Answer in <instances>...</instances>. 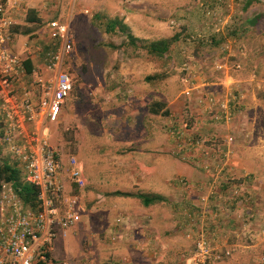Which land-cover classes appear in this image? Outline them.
Returning <instances> with one entry per match:
<instances>
[{"label": "rangeland", "instance_id": "obj_1", "mask_svg": "<svg viewBox=\"0 0 264 264\" xmlns=\"http://www.w3.org/2000/svg\"><path fill=\"white\" fill-rule=\"evenodd\" d=\"M1 1L6 4V14L13 23L9 42L13 45L10 50L16 55H18L15 47L17 37L21 38L34 32L29 38L39 40L51 49L52 42L47 38V34L43 33L46 32V24L51 20H58L70 26L73 48L70 57L64 63V68L70 76L71 90L59 122L56 125L46 123L44 131L50 146L59 150L64 160H68L69 157L77 160L84 180L86 177H93L95 172L112 177L110 174L116 169H124L133 154L132 143L146 140L148 139L146 136L150 134L152 140L160 139L164 141L163 143H167L166 139L168 142L171 141L166 131V118L150 115L148 105L162 102L165 106H169L174 100L181 101L179 95L182 90V75L179 68L188 58L196 57L201 60V72L207 76L206 78L215 77L223 80L228 74L230 78L223 80L224 84L235 83L239 95H243L248 101L252 96L258 98L260 127L253 131L251 125L247 126L249 131L251 130L248 131L249 134L246 133L249 138L244 135L239 152L240 155L243 153L246 155L244 157L253 160L260 157L259 153L264 151L262 120L264 118V0H257L258 2L246 8L244 4L247 0H160L164 3L160 13L155 8L159 0ZM29 10L36 12L37 18L41 20L40 23L26 22V14ZM130 11H133L131 15L140 29L143 23H152L155 33L153 39H168L181 33L178 41L172 43L169 48L168 61L150 58L141 47L135 50L128 44L125 47L121 46L126 41L125 37L117 32L114 34L105 30L104 25L107 21L121 18L124 21V17L129 18ZM260 16L254 27L244 28L246 30L243 29V33L231 36V32L242 26L244 21ZM217 23H219L217 27L223 29L221 37H224L223 43L220 41L219 48L229 46L232 54L228 59L229 69L224 73H212L208 64L218 57L225 60V53L220 54L218 50L208 48L210 52L201 54L191 49L196 47V44L187 41L191 34L200 29L206 33L211 32L213 30L211 27ZM133 33L139 35L135 31ZM150 40L152 38L146 41ZM33 50V54L38 56V64L44 65L46 51H42V46H38V50L34 48ZM236 63L241 65L238 71L233 70ZM159 74L168 75L167 78L154 84L145 82L146 77ZM133 98L136 111L135 115L131 116V112L126 110L128 109L126 104ZM238 124L239 129H247L244 122ZM128 125H134L135 129L130 130L127 128ZM235 125L237 126V122ZM146 127L147 131H144ZM149 127H152L153 131H150ZM2 159L8 160L9 156L0 146V161ZM120 161L122 165L118 164ZM256 165H258L256 179L251 178L249 184L253 187L260 185L263 189L264 160ZM257 177L262 179L259 180ZM246 183L248 185V177ZM91 187L85 184L84 189L75 194L81 198L84 215L88 210L86 197L91 192L95 195V189ZM131 189L132 187L126 182H117L114 185L109 183L104 187V190L111 192ZM68 193L74 194L75 191L71 188ZM116 199L122 205H135V200L130 198ZM259 210L262 212L260 225H252L250 228L259 233L257 240H260L261 244L242 250L244 253H234L229 264H264V204ZM115 214L111 213L109 219ZM66 240L62 241L58 238L52 245V254L60 263L71 260L65 248Z\"/></svg>", "mask_w": 264, "mask_h": 264}, {"label": "built area", "instance_id": "obj_2", "mask_svg": "<svg viewBox=\"0 0 264 264\" xmlns=\"http://www.w3.org/2000/svg\"><path fill=\"white\" fill-rule=\"evenodd\" d=\"M12 24L6 4L0 0V146L19 165L23 180L37 190V195L34 206H24L13 184L0 181V264H47L56 237L82 222L79 197L65 194L66 183L76 189L85 187L78 162L74 157L64 160L61 152L50 146L44 131L46 123L59 122L69 98L71 83L64 63L72 53V35L69 24L48 22L46 34L52 50L45 56L43 67L29 73L19 55L8 47ZM218 24L209 33L202 29L194 32L187 41L209 44L212 36H222L223 29ZM218 51L225 53L226 59L215 58L209 66L213 73L227 72L228 59L232 57L230 47H218ZM240 68L238 63L233 66L235 71ZM179 72V97L184 112L179 117L170 114L166 118L171 140L169 154L198 166L202 180L175 182L185 194L199 198L196 208L200 213L195 214L194 226L201 221L214 227V232L212 229L195 233L191 264H222L230 251L219 245L224 241L216 236L219 226L215 222L222 213L232 212L241 229L249 231L254 218L253 210L244 213V206L252 203L246 183L248 175H232L236 155L232 125L241 97L233 82L198 79L201 66L194 59L184 60ZM28 77L30 85L24 84ZM209 88L213 90L207 91ZM123 221L120 217L116 222L122 225ZM191 228L190 224L188 229ZM191 236L187 234L188 238Z\"/></svg>", "mask_w": 264, "mask_h": 264}, {"label": "crops", "instance_id": "obj_3", "mask_svg": "<svg viewBox=\"0 0 264 264\" xmlns=\"http://www.w3.org/2000/svg\"><path fill=\"white\" fill-rule=\"evenodd\" d=\"M163 4V1L159 0L157 7H155L158 13L163 10ZM132 12H129V18L124 17V21L121 20L122 18L120 19L129 32L140 40H149L151 38L152 40L149 42L160 40L153 39L155 33L153 32L154 26H152V23L145 22L140 29L136 24L135 18L131 15ZM133 31L139 35H135ZM43 33L46 34L45 31ZM32 34L34 32L26 34L24 37L21 36V38L17 37L15 44L17 54L23 61L24 66L30 68L29 71L41 66L43 67V63L42 65L38 64V56L37 54H33V48L38 50V46H42V51H46L44 54L46 56L53 47L52 43L50 49L48 46L40 43L39 40L29 38ZM27 45L29 46L27 47ZM12 46L9 42L8 47L11 49ZM192 46L194 47V45ZM208 48L218 50L215 47L202 45H197L191 49L202 54L210 52ZM192 59L198 63L201 62L196 57ZM209 70L211 71V69ZM200 74L198 79L208 80L210 83L215 78L208 79L202 72ZM218 76L222 77L221 74H218ZM227 78H230L228 74L224 76L223 80L226 81ZM24 84H31L29 77L25 80ZM211 90L213 89H207V91ZM240 97V106L233 126L236 135V155L233 158L234 168L232 175H248V191L252 196V203L244 206V213H247L248 210H253L254 218L251 226H257L260 225L259 220L262 216V212L259 209L264 204V188L262 189L260 185L253 187L249 182L251 178L256 179L255 174L258 169V165L256 164L264 160V151L259 153L260 157L252 160L244 157L245 154L243 153L240 155L239 149L242 147L241 143L244 141V135L246 133L249 134L247 126L251 125L253 131L260 127L258 123L261 120L258 109L259 100L256 96H252L249 101L246 98L244 99V96L241 94ZM126 105L128 107L126 109L127 112H131L130 115L134 116L136 111L134 98L131 101L129 100ZM183 108V102L177 100H174L171 105L166 106L169 113L175 117H179L182 114ZM262 120L264 121V118ZM236 122L237 126L235 125ZM238 122H244L247 129H239L240 125ZM133 126L128 125L127 128L131 130L134 128ZM149 128L150 131H153L152 127ZM144 131H147V127ZM164 134L167 138L165 132ZM247 134L246 137L249 138ZM146 137L148 139L132 143L133 154L124 169H116L110 174L112 177L108 174L95 172L93 177L85 178V184L95 189V195L91 194V192L86 197L88 210L85 215L84 205L81 202L80 196L77 195L82 204V222L68 229L65 235L57 236L53 241L54 243L58 238H61L62 241L67 239L65 248L70 254L71 260L70 262L63 263L57 261L52 254V246L47 264H191L195 233L212 229L214 232V227L211 223H203L201 221L194 226L193 221L194 219L197 220L195 214L200 213L199 209L196 208L200 204L199 198H194L187 195V193L185 194L184 190L179 187L175 180L201 181V171L198 166H191L180 159L170 156L168 151L171 144L168 142V139H166L167 143H163L164 141L160 139H150L151 134ZM8 160H11L10 157ZM118 164L122 165V162L120 161ZM257 178L259 180L262 179V177ZM117 182H126L132 187L131 190L119 192L154 194L159 195L164 200L144 207L139 200L125 197L135 200V205H122L116 199L118 196L112 195V193L118 191L111 192L104 190V187L109 183L114 185ZM71 188L72 191H75L74 194L84 189H76L73 185L71 186L69 183H66V196L72 194L68 193ZM90 201L93 203H90ZM210 208L213 209L214 205L211 204ZM111 213L116 214L112 219H109ZM120 217L124 218L122 225H118L116 222ZM190 224L193 228L188 229ZM215 225L219 226L216 236L218 239L224 241V244L219 243V245L226 247L230 251V256L222 264H229V261L234 257V253H244L242 250L251 249L261 244L260 240H257L259 233L251 230V228L249 231L243 227L241 229L232 212L222 213L219 221L215 222ZM203 226L205 228H202ZM188 233L192 235L190 238L187 237ZM113 236H116L114 241L112 240Z\"/></svg>", "mask_w": 264, "mask_h": 264}, {"label": "trees", "instance_id": "obj_4", "mask_svg": "<svg viewBox=\"0 0 264 264\" xmlns=\"http://www.w3.org/2000/svg\"><path fill=\"white\" fill-rule=\"evenodd\" d=\"M258 2L257 0H247L244 4V8L251 5L252 3ZM36 12L34 10H29L26 14V22L30 24L40 23L41 20L37 18ZM260 17H257L255 19L249 18L246 21H244L243 25L240 26L237 29H234L231 32V36L239 35V33H243L247 28L254 27L255 22L259 20ZM105 30L108 33H119L122 36L125 37L126 41L122 43L121 46H127V44L131 47H133L135 50H137L139 47L144 49V52L153 59H159V60H169V48L172 43L178 41V38L181 36V33L175 34L173 37L168 39H160L157 41H146V40H140L135 38L129 30L126 28V26L122 23V21L118 19L110 20L105 23ZM246 28V29H244ZM244 29V31H242ZM229 35V34H228ZM210 43L202 46H214L218 48L220 46V41L223 43V38H219V36H212L210 38ZM27 72L30 73L29 69L26 68ZM167 75L159 74L157 76H148L145 78V82H149L150 84H154L157 81H161L165 78H167ZM149 114L151 115H160L164 118H167L170 113L166 109V106L162 102H153L148 106ZM184 111H182L183 113ZM235 121L233 122L232 127L234 126ZM211 127V126H210ZM233 132L234 129L232 128ZM171 144V141H170ZM169 153V151H168ZM19 165L12 161V160H4L2 159L0 161V181L5 182H11L13 184V188L17 194V197L22 201L24 206H34L35 205V197L37 195V190L30 184L26 183L22 178V170ZM25 183V184H24ZM113 196L118 197H131L139 200L141 204L144 207H148L150 205H153L155 203H158L162 200H164L159 195L154 194H144V193H126V192H114L112 193Z\"/></svg>", "mask_w": 264, "mask_h": 264}, {"label": "bare ground", "instance_id": "obj_5", "mask_svg": "<svg viewBox=\"0 0 264 264\" xmlns=\"http://www.w3.org/2000/svg\"><path fill=\"white\" fill-rule=\"evenodd\" d=\"M19 167V166H18ZM25 184V183H24Z\"/></svg>", "mask_w": 264, "mask_h": 264}]
</instances>
